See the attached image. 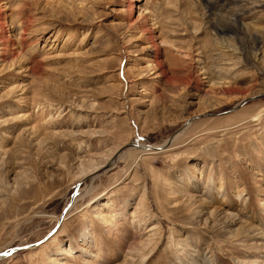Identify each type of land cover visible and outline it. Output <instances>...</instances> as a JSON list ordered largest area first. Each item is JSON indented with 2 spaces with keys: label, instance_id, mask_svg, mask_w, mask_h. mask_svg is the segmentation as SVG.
<instances>
[{
  "label": "rangeland",
  "instance_id": "obj_1",
  "mask_svg": "<svg viewBox=\"0 0 264 264\" xmlns=\"http://www.w3.org/2000/svg\"><path fill=\"white\" fill-rule=\"evenodd\" d=\"M0 249L264 264V0H0Z\"/></svg>",
  "mask_w": 264,
  "mask_h": 264
},
{
  "label": "bare ground",
  "instance_id": "obj_2",
  "mask_svg": "<svg viewBox=\"0 0 264 264\" xmlns=\"http://www.w3.org/2000/svg\"><path fill=\"white\" fill-rule=\"evenodd\" d=\"M5 18V17H4ZM20 32H22L21 30H20ZM21 34V33H20ZM22 38V37H21ZM237 110V109H236ZM187 128V127H186ZM186 128H184V130H181V132L180 133H178V134H176L171 140H169L168 142H165L163 145H161V146H154V148H152V147H147L146 146V148L148 149V148H150L148 151H156V150H159V149H164L165 147H168V145H171L173 142H175L176 140H178V138H180V135L182 134V133H185L184 131H186ZM131 144V143H130ZM129 143H128V145L126 144V146H125V150L123 151V152H120V153H118L117 155H115L114 157H113V159H111L110 161H106L104 164H103V167H101V170L102 171H106L107 169H109V167L108 166H110L111 164H112V162L115 160H119V159H121L124 155H126L123 159H126V158H128L129 160H130V162L132 163H134L135 161H136V159L138 158V156H140V155H142V154H146V150L144 149L145 148V146H143L142 144H131L130 145ZM152 148V149H151ZM143 149H144V151H143ZM154 149V150H153ZM117 165V164H116ZM97 166L95 167V166H91V167H88L87 169H84V170H82V172L81 173H83V174H88V172H90V173H96L97 172ZM95 170V172H93ZM100 172V171H99ZM80 174V173H79ZM84 176V175H83ZM86 176V175H85ZM88 176V175H87ZM83 178V177H82ZM90 178V177H89ZM94 177H92L90 180L92 181V179H93ZM84 179L85 178H83L82 180L84 181ZM90 181V182H91ZM82 182V181H81ZM81 190L82 189H79V191L77 192V194H76V196H75V198L76 199H74V201L72 202V206H74L75 205V203H76V201L78 200V193L79 192H81ZM187 193V192H186ZM71 206V207H72ZM64 213L63 214H61V216H60V219H59V223L62 221V219L64 218ZM82 235V238L84 239V241H86V243L88 244V245H90L91 244V241H90V236H88V235H86L85 233H82L81 234ZM89 239V240H88ZM1 250V249H0ZM9 251L8 250H6V252L5 253H8ZM4 253V254H5ZM3 254V255H4ZM146 254H144V255H142L141 256V261L143 262L144 261V259L146 258ZM263 262V261H262ZM141 263V262H140Z\"/></svg>",
  "mask_w": 264,
  "mask_h": 264
},
{
  "label": "water",
  "instance_id": "obj_3",
  "mask_svg": "<svg viewBox=\"0 0 264 264\" xmlns=\"http://www.w3.org/2000/svg\"><path fill=\"white\" fill-rule=\"evenodd\" d=\"M243 104H244V102H242L239 106H237V107L234 109V111H235L236 109L240 108ZM188 122H189V121H188ZM188 122H187V123H188ZM45 240H46V238L43 239L42 241H40L39 243L34 244L33 246H37V245L43 243ZM0 256H2V255H0Z\"/></svg>",
  "mask_w": 264,
  "mask_h": 264
}]
</instances>
